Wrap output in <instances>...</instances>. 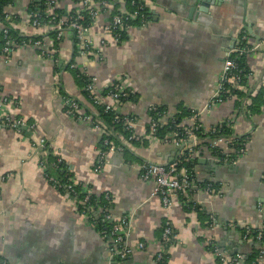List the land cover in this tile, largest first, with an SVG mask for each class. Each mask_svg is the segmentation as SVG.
Returning a JSON list of instances; mask_svg holds the SVG:
<instances>
[{
    "label": "crops",
    "instance_id": "0c3cea01",
    "mask_svg": "<svg viewBox=\"0 0 264 264\" xmlns=\"http://www.w3.org/2000/svg\"><path fill=\"white\" fill-rule=\"evenodd\" d=\"M8 1L11 4L3 7V13L16 19L7 20L9 29L17 36L41 37L50 48L52 29L31 24L32 0ZM36 1H53L65 13L77 4L73 0ZM88 1L92 6L100 3ZM142 1L149 21L143 28H129L123 43L116 44L104 32L113 5L88 29L86 39L93 50L100 51L102 61L79 54L69 30L51 50L57 55V67L50 59L40 60L33 47L15 50L7 62L0 59V93L18 102L16 108L2 113L34 125L32 132L24 134L0 127V176H8L0 183V256L10 264H155L166 222L182 242L166 251L168 264H243L230 261L236 254L246 257L252 252L253 245L242 239V229L264 231V105L258 112L247 109L259 91L264 96V0H216L219 4L196 21L188 19L194 0ZM118 3L116 10L124 12V4ZM243 30L249 34V43L258 46L245 60L251 76L239 88L244 97L238 106L236 96H230L201 113L199 122L206 130L224 123L225 138L243 139L245 152L235 165H224L216 160L208 138L199 141L192 169L201 185L209 182L219 191L191 196L202 213L178 201L162 206L153 195V183L139 177L143 163L173 162L175 146L157 141L129 144L118 131L103 124L95 128L65 114L66 98L95 113L71 64L94 79L101 90L116 79L123 80L136 99L119 111L136 119V135L144 134L153 119L152 107L163 108L170 116L182 109L199 111L214 94L224 56ZM110 136L125 151L106 152L96 173L102 140ZM40 139L50 145L49 154L68 167L76 184L88 186L96 196H112V216L128 219L127 244L135 248L142 242L144 250H134L122 261L112 260L109 240L92 228L74 199L45 180L39 167L41 153L32 146ZM217 147L225 150L223 144ZM208 215L216 221L212 229L207 225ZM208 242L216 245L224 261L208 250Z\"/></svg>",
    "mask_w": 264,
    "mask_h": 264
},
{
    "label": "built area",
    "instance_id": "2783aa9c",
    "mask_svg": "<svg viewBox=\"0 0 264 264\" xmlns=\"http://www.w3.org/2000/svg\"><path fill=\"white\" fill-rule=\"evenodd\" d=\"M120 2L124 4V0H100L96 6H92L88 0H79L77 4L74 5L72 10V15L68 18L56 21L55 17H51L47 23L41 24L37 19L31 22L32 26L37 27H47L52 30H57L56 40H61L66 30L72 32L74 39L76 40V45L78 48V53L83 55H91L95 57L98 61H102L103 57L99 53L92 49V46L87 41V31L89 28L85 27L81 21L84 17L81 14L83 10L90 9L89 16L92 24H95L97 16L101 13H105L110 9L112 2ZM55 2H45V13L47 16H54ZM132 6L134 8L133 12H119L118 14L110 15L108 23L104 28V32L111 36L116 44H119L121 33H127V30L132 26L129 24L132 20H139V26L141 28L145 27L148 22L139 15L138 11L142 8H146L142 0L132 1ZM31 17V15H30ZM32 17H37V14H32ZM8 16H2L0 22V59L7 62L10 55L19 48L33 47L37 50V56L41 59H50L56 64L53 59V52L42 40H34L29 42L18 43L13 39L9 33V27L7 26ZM92 25V26H93ZM91 26V27H92ZM90 27V28H91ZM48 48H47V47ZM258 46L249 43V38L245 35L236 39L234 44L230 49L227 50L223 63L221 72L218 75L217 87L212 95V97L203 105L201 110L190 111L187 117H184L179 122H175V116L168 115L165 111L159 112L158 107H152L150 111L154 114V119L148 124L145 129L144 134L141 136L135 134L136 119L128 114L121 113L120 107L127 103L122 102L121 99H125L129 95V90L125 86L123 80L116 79L108 87L109 91L106 96L102 95V90L98 89L95 85L94 79L90 77L88 83L85 85L84 90L88 93L89 97L93 100L95 104H101L104 106V112H113L115 123H120L125 131H128L129 136L126 142L134 141L138 143L152 141H157L167 145H173L177 148V156L173 162L167 165H159L152 163H143L140 166L139 177L142 181H150L153 183V195L160 199L162 206L170 207L174 201H178L182 206L190 208L193 212L202 213L203 210L197 204H193L191 201V196L198 192H207L208 194L219 193L218 189L209 182L203 183L202 185L197 181L196 175L189 165L193 164L194 157L196 155V149L198 147L199 138L198 133L209 136H216L213 138H208L210 142L209 148L213 151L220 150L222 154V159L217 158L216 160L224 165H235L239 159L244 155L245 152V142H240L233 139H226L225 137H220L223 126L221 124L211 127L206 130L202 124L199 122V116L206 110H211L218 105L222 104L225 100L222 97H230L232 90H238L241 86L247 83L251 74H245L244 70L239 67L237 60L240 58H247L253 55ZM70 69H76L74 65H70ZM83 73V72H82ZM85 74V73H84ZM88 76V75H87ZM89 77V76H88ZM107 88V87H106ZM105 88V89H106ZM1 91V89H0ZM18 102L4 97L0 93V127L13 130L18 134H22L23 131H33L34 125L28 124L21 117H13L10 114L2 113L7 108H16ZM65 114L76 121L80 122H90L95 128H100L102 123L99 120H92L91 116L86 115L78 103L72 98H66L64 100ZM96 116L97 114L94 113ZM168 115V116H167ZM170 124V131L164 135L163 138L158 137L157 131L162 126H167ZM105 145H109V151L121 152L122 148L120 146H114L107 140L104 141ZM217 144H223L225 150L217 147ZM34 151L41 153V158L39 159V167L43 172L45 180L50 184L55 190L61 187L55 177L48 175L46 172L47 164L43 156L47 149L48 143L45 139H40L36 143H33ZM102 153L99 160L97 161V166L94 172H99L104 163V155ZM60 159L57 158L55 163L50 164V166L57 169ZM8 179V176H0V183H3ZM77 184L71 178V182L68 184L67 188L71 195H75V186ZM83 192L85 193L84 200L82 204H85L89 200L90 193L87 192V187H83ZM107 202H111L112 196L108 193L103 195ZM98 213H101V221L106 225L104 230H99L97 226V221L89 215L88 211L83 209L81 214L86 216L90 220V225L98 233L102 235L103 238L109 240V251L112 260L122 261L127 259L132 255L134 250L142 251L145 249V244L139 242L135 248L127 244V238L129 235L128 219L127 217H121L115 219L111 212L108 210L102 211L99 209ZM209 216V215H208ZM216 226V221L213 216H209L208 228L212 229ZM245 234L242 239L245 241L250 232L249 228H245ZM261 230V229H258ZM255 238L258 241L263 239L262 233L259 231ZM208 250L216 255L221 261H224V257L219 254L218 248L212 242H208ZM182 242L175 239V234L170 224L166 222L162 228V233L159 240V251L154 257L155 264H168V259L164 257L166 254L167 246H181ZM264 247L259 251V254L251 264H264ZM244 257L242 254H236L232 256L230 261L232 263H241ZM0 264H10L4 257L0 256Z\"/></svg>",
    "mask_w": 264,
    "mask_h": 264
},
{
    "label": "trees",
    "instance_id": "16d2710c",
    "mask_svg": "<svg viewBox=\"0 0 264 264\" xmlns=\"http://www.w3.org/2000/svg\"><path fill=\"white\" fill-rule=\"evenodd\" d=\"M73 1L75 3L79 2V0H73ZM132 1H135L137 4V0H124V7H125L126 12H133L134 11L135 6L134 7L132 6ZM44 3H45V1H36V0H32L30 2V6L28 8V14L31 15V17H30L31 22L33 20L37 19L41 24H44V23H47L51 17H55L56 21H58L61 19L68 18L70 15H72V10L65 13L61 8L60 9L55 8L53 11L54 16H47V14L45 13V4ZM10 4H11V1L9 2L8 0H0V22L2 20L3 14H4L3 13V10H4L3 7L6 5H10ZM112 5H113V11H112L111 15L118 14L119 12L116 10V8L118 7L119 3L117 1L112 2ZM135 10H136V8H135ZM89 11H90V9L86 8V10H83L81 12V14L84 17V19H83V21H81V23L87 28H90L93 25L92 21L90 20ZM34 13L37 14V17H35V18L32 17V14H34ZM138 13H139V15H141L146 20V22L149 21L150 15H149V11L147 10V8H142L140 11H138ZM12 20H16V19L15 18L9 19V21H12ZM138 21L139 20H132L129 22V24L131 26L140 27L139 26L140 24ZM9 33H10L11 37L13 39H15L18 43L29 42V41H34V40H42L41 37L32 38V37H25V36H17L11 30H9ZM56 33H57V30L49 31V34H48L49 37L54 40L53 45L49 48L50 50H53L54 49L53 47L57 44L59 45V43L61 42V40H56ZM243 35H245L249 38V34L245 30H243L242 32H240V34H238V38H240ZM73 40H74V43L77 44L74 37H73ZM126 40H127V35L125 32H122L119 44L123 43ZM0 47H1V44H0ZM52 56H53V59L56 61L55 67H57L58 66V63H57L58 61H57V57H56L57 55L53 53ZM245 60H246V58H240L239 60H237V62H238L239 67L244 70V73L249 74L250 72L248 71V68L245 65ZM71 72L73 73L75 79L78 82H80L85 98L87 99V101H89L91 107L94 109V111L97 115L95 116L94 113H91V111L86 110V108L83 105H81L78 101L75 100L78 103V105L80 106V108H82V111L86 115L91 116L92 120H96V119L99 120L103 125L109 127L110 129H112L114 131H118L119 133H121L123 135V137L125 139H127L129 136V133H128V131H125L123 129V127L121 126L120 123H115L114 118H113L114 113L113 112H104V106L101 104H95L93 102V100L89 97L88 93L84 90L85 85L88 83L90 77H88L86 74L82 73L81 71H79L77 69H71ZM109 90H110L109 87H107L106 89H103L102 95L106 96V94L108 93ZM231 94L236 96L237 104L239 106V104L241 103L244 96L240 93L239 89L238 90H232ZM262 94H263L262 91H259L258 95L254 99H252L251 104L247 108L250 112H258L259 109L261 108V106L264 105V100H263L264 96ZM222 97L224 98V100L228 99V97L225 98L224 95ZM135 99H136V96L133 95L132 92L129 91L128 97L125 99H121V101L122 102H131V101L133 102V101H135ZM163 110H164L163 108H160V107L158 108V111L160 113L163 112ZM189 114H190L189 110L182 109V113H180L179 115H177L175 117L176 118L175 122L181 121L182 118L187 117ZM152 115H153V119H154V114L152 113ZM221 125L223 126V131H222L220 137H226V135H227V130L225 128L226 126L224 123H222ZM168 127H170V124L167 126L160 127L158 129L156 135L160 138H163L164 135L167 134L171 129ZM26 131H28V130H26ZM26 131H23L22 134H24ZM198 136H200L199 138L216 137V136L203 135L201 133H198ZM112 139L115 140V138L110 136V137H107V138L102 140L103 153H106L109 151V145L104 144L105 140L112 143L114 146H120L122 148L121 152H124L125 148L121 145H117L116 142L113 141ZM235 140L240 141V142H244L243 139H241V138H238ZM128 143L133 144V145H145V144H147V142H145V141L142 143L130 141ZM49 148H50V145L47 146L48 150H46L44 152L45 156H43L44 160L46 161V164L48 165L45 173L55 177L56 180L58 181V183L61 185V187L58 188L57 191L65 193L68 196H70L72 199H74L76 201L78 210L80 212H82L83 209L87 210L89 215L91 216V218H93L97 221V226H98L99 230H104L106 228L107 224H104L101 221V213H98V211H99V209H102V211H104V210L109 211V206H110L111 202L109 203L103 198L104 194L100 195V196H96V195L92 194L89 190V187L86 186L87 192L90 193V196H89V200L85 204H82V201L84 200V197H85V193L83 192L84 186L82 184H77L75 186V189H74L76 194L74 196L71 195L68 191L67 186L71 182L72 174H71L70 170L68 169V167L62 162L61 159H60L61 160L60 163L57 166V169L50 166V164L55 163L57 161V157L49 154ZM214 156H216L219 159H222V154L220 153L219 149L214 152ZM189 168H192V164L189 165ZM88 221L90 222V220H88ZM208 223H209V216H207V225H208ZM245 231H246L245 228L242 229V237L244 236ZM259 231L262 233V236H263V239H261V241H258L255 238V236L257 235V232H259ZM249 232H250V234L245 241L250 242L253 245V249H252V252L250 253V255H247L246 257L243 255V257H244V259L242 261L243 264H251L252 262H255L258 254H259L260 249L262 247H264V231L249 228ZM166 248L168 250L169 246H167ZM164 257L166 258V260L169 259L167 254H164Z\"/></svg>",
    "mask_w": 264,
    "mask_h": 264
},
{
    "label": "water",
    "instance_id": "95a60500",
    "mask_svg": "<svg viewBox=\"0 0 264 264\" xmlns=\"http://www.w3.org/2000/svg\"><path fill=\"white\" fill-rule=\"evenodd\" d=\"M218 4L216 0H194V3L188 10V19L196 21L200 19L201 14H208L210 7L217 6Z\"/></svg>",
    "mask_w": 264,
    "mask_h": 264
}]
</instances>
